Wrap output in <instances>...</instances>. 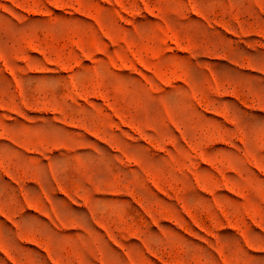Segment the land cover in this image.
<instances>
[{"label":"rangeland","instance_id":"374dc122","mask_svg":"<svg viewBox=\"0 0 264 264\" xmlns=\"http://www.w3.org/2000/svg\"><path fill=\"white\" fill-rule=\"evenodd\" d=\"M0 264H264V0H0Z\"/></svg>","mask_w":264,"mask_h":264}]
</instances>
